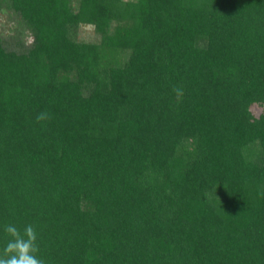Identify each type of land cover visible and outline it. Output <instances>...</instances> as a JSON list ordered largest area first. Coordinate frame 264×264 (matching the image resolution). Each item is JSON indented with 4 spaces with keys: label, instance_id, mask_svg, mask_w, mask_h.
Segmentation results:
<instances>
[{
    "label": "trees",
    "instance_id": "trees-1",
    "mask_svg": "<svg viewBox=\"0 0 264 264\" xmlns=\"http://www.w3.org/2000/svg\"><path fill=\"white\" fill-rule=\"evenodd\" d=\"M2 9L0 251L31 224L45 264H264V0Z\"/></svg>",
    "mask_w": 264,
    "mask_h": 264
},
{
    "label": "clouds",
    "instance_id": "clouds-1",
    "mask_svg": "<svg viewBox=\"0 0 264 264\" xmlns=\"http://www.w3.org/2000/svg\"><path fill=\"white\" fill-rule=\"evenodd\" d=\"M49 118L47 113L37 115L38 122ZM4 232L9 239L0 251V264H45L38 255V234L33 225H26L21 232L15 225L8 224Z\"/></svg>",
    "mask_w": 264,
    "mask_h": 264
},
{
    "label": "rangeland",
    "instance_id": "rangeland-1",
    "mask_svg": "<svg viewBox=\"0 0 264 264\" xmlns=\"http://www.w3.org/2000/svg\"><path fill=\"white\" fill-rule=\"evenodd\" d=\"M10 14L8 10L2 9L0 10V35H3L4 37L8 36L9 29L12 26V23L10 22ZM77 37L81 40H89L93 38V33L90 27L88 26H79L77 28ZM261 110V107L258 105H252L250 107V111L254 116H257Z\"/></svg>",
    "mask_w": 264,
    "mask_h": 264
}]
</instances>
